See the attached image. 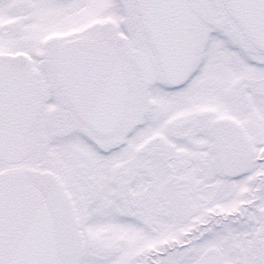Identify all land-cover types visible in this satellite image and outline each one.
Wrapping results in <instances>:
<instances>
[{
	"label": "snow or ice",
	"instance_id": "snow-or-ice-1",
	"mask_svg": "<svg viewBox=\"0 0 264 264\" xmlns=\"http://www.w3.org/2000/svg\"><path fill=\"white\" fill-rule=\"evenodd\" d=\"M0 264H264V0H0Z\"/></svg>",
	"mask_w": 264,
	"mask_h": 264
}]
</instances>
